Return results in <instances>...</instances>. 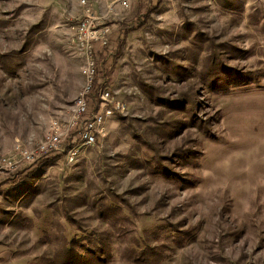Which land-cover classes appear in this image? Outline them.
Wrapping results in <instances>:
<instances>
[{
  "label": "rangeland",
  "instance_id": "rangeland-1",
  "mask_svg": "<svg viewBox=\"0 0 264 264\" xmlns=\"http://www.w3.org/2000/svg\"><path fill=\"white\" fill-rule=\"evenodd\" d=\"M88 17L125 112L0 175V264H264V0H0V161L69 121Z\"/></svg>",
  "mask_w": 264,
  "mask_h": 264
},
{
  "label": "built area",
  "instance_id": "built-area-1",
  "mask_svg": "<svg viewBox=\"0 0 264 264\" xmlns=\"http://www.w3.org/2000/svg\"><path fill=\"white\" fill-rule=\"evenodd\" d=\"M88 19L80 23L78 30L80 37L84 36L81 43L88 56L86 72L89 81L77 97L69 121L65 124L54 121L46 137L33 146H17L14 154L0 161V175L15 174L24 165L37 164L44 157H61L69 165L77 162L84 149L97 144L107 121L125 112V106L112 100L107 88L102 90L98 108L91 109L87 97L97 75L96 45L106 47L111 31L108 27L98 31L90 17Z\"/></svg>",
  "mask_w": 264,
  "mask_h": 264
},
{
  "label": "trees",
  "instance_id": "trees-1",
  "mask_svg": "<svg viewBox=\"0 0 264 264\" xmlns=\"http://www.w3.org/2000/svg\"><path fill=\"white\" fill-rule=\"evenodd\" d=\"M138 30V29H136ZM128 34V33H127ZM108 47H103V50L102 52L107 49ZM98 54V52H97ZM106 71H103V75L102 77H100L101 79H104L105 77H108L109 76V73H105ZM100 72L99 71V64H97V75L94 79V82H93V85L91 87V90L89 92V95H88V101L90 102V105H91V109L94 111L98 108L99 106V103L101 102L100 100V95L102 93V90H103V87L101 85V79L98 78L99 75H100ZM55 159H58L57 157H55Z\"/></svg>",
  "mask_w": 264,
  "mask_h": 264
}]
</instances>
